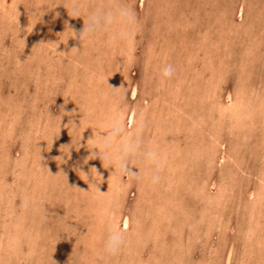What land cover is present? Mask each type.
<instances>
[{
  "label": "rangeland",
  "instance_id": "1",
  "mask_svg": "<svg viewBox=\"0 0 264 264\" xmlns=\"http://www.w3.org/2000/svg\"><path fill=\"white\" fill-rule=\"evenodd\" d=\"M117 119L156 183L99 147ZM262 181L264 0H0V264H264Z\"/></svg>",
  "mask_w": 264,
  "mask_h": 264
},
{
  "label": "clouds",
  "instance_id": "2",
  "mask_svg": "<svg viewBox=\"0 0 264 264\" xmlns=\"http://www.w3.org/2000/svg\"><path fill=\"white\" fill-rule=\"evenodd\" d=\"M94 20L97 28L108 27L113 24H119L123 27L134 23L136 17L134 10L130 6L118 5L115 9L98 11L94 14ZM85 30L88 32L94 31V29L90 28H86ZM124 34L125 33L121 31L118 35L122 37ZM174 72L175 69L173 65L164 64L160 69V76L163 80H167L173 77ZM142 131L143 125L137 124L136 131L132 134H128L124 122L119 119L114 120L113 123L105 129L102 143L99 147L102 151L107 153L113 143L118 140L119 147L114 162L123 171L129 172L132 177H137L138 173L131 172L129 164L131 163L134 167L135 161L139 159L151 169L147 179L152 183H156L159 179V170L162 167V158L155 145L142 148L140 139ZM25 206H27V201L25 202ZM125 243L124 232L118 228H113L109 231L104 241V252L109 256H115L119 254Z\"/></svg>",
  "mask_w": 264,
  "mask_h": 264
},
{
  "label": "bare ground",
  "instance_id": "3",
  "mask_svg": "<svg viewBox=\"0 0 264 264\" xmlns=\"http://www.w3.org/2000/svg\"><path fill=\"white\" fill-rule=\"evenodd\" d=\"M243 8V7H242ZM254 8V7H253ZM240 15L242 14L241 13V7H240ZM238 11V12H239ZM243 15V14H242ZM243 17V16H242ZM254 17V16H253ZM256 18V17H255ZM179 53V52H178ZM228 54V53H227ZM239 80V79H238ZM238 83V82H237ZM242 84V83H241ZM247 84V83H246ZM239 85V84H238ZM241 86V85H240ZM210 87V86H209ZM234 87V86H233ZM242 87V86H241ZM241 87H240V89H241ZM236 88V87H235ZM246 91H247V89H246ZM173 93V92H172ZM242 98V97H241ZM182 107V106H181ZM110 110V109H109ZM174 111V110H173ZM113 112V111H112ZM24 114V113H23ZM171 115V114H170ZM239 115V114H238ZM245 115V114H244ZM117 117V116H116ZM165 117V116H164ZM171 119V118H170ZM244 119V118H243ZM129 120V122L131 123L132 121H133V117H132V115L130 116V119H128ZM214 120V119H213ZM165 121V120H164ZM169 121V120H168ZM211 122V121H210ZM212 123V122H211ZM155 128V127H154ZM215 128V127H214ZM208 129V128H207ZM239 130V129H238ZM228 131V130H227ZM97 132V131H96ZM229 132H231V131H229ZM205 133V132H204ZM210 135V134H209ZM232 138V137H231ZM195 139V138H194ZM209 139V138H208ZM245 139V138H244ZM30 140V139H29ZM202 140V139H201ZM171 142V141H170ZM172 143V142H171ZM192 143V142H191ZM190 143V144H191ZM32 144V143H31ZM211 144V143H210ZM213 144V143H212ZM200 146V145H199ZM211 148V147H210ZM55 150V149H54ZM53 150V151H54ZM56 151V150H55ZM193 151V150H192ZM198 151V150H197ZM226 153V152H225ZM228 153V152H227ZM178 155V154H177ZM185 155V154H184ZM62 156H63V154H62ZM192 156V155H191ZM196 157V156H195ZM171 158V157H170ZM20 159V158H19ZM27 159V158H26ZM172 159V158H171ZM26 161V160H25ZM28 161V160H27ZM196 161V160H195ZM210 162V161H209ZM232 162H233V160H232ZM237 162V161H236ZM55 163V162H54ZM136 164V163H135ZM174 164V163H173ZM236 164V163H235ZM234 164V165H235ZM258 164V163H257ZM263 164V163H262ZM56 165V164H55ZM185 165V164H184ZM145 166V165H144ZM172 166V165H171ZM33 167V166H32ZM199 167V166H198ZM209 168V167H208ZM236 168V167H235ZM25 169V168H24ZM23 169V170H24ZM191 168H189V170H190ZM198 169V168H197ZM201 171V170H200ZM171 172V171H170ZM174 175V174H173ZM185 175V174H184ZM187 175V174H186ZM238 175V174H237ZM45 176V175H44ZM249 176V175H248ZM181 177V176H180ZM185 178V177H184ZM190 178V177H189ZM181 179V178H180ZM168 180V179H167ZM183 180V179H182ZM190 180V179H189ZM233 180V179H232ZM253 181V180H252ZM171 182V181H170ZM263 182V181H262ZM134 183H135V181H134ZM174 183V182H173ZM264 183V182H263ZM169 185V184H168ZM229 185V184H228ZM260 185H262V183L260 184ZM175 186H177V185H175ZM262 186H264V185H262ZM167 187V186H166ZM151 189V188H150ZM260 189V188H259ZM264 189V188H263ZM262 189V190H263ZM152 191H154V190H151L150 192H152ZM159 191V190H158ZM260 191H261V189H260ZM167 192V191H166ZM177 192V191H176ZM156 194V193H155ZM259 194V193H258ZM151 195V194H150ZM179 195H180V193H179ZM257 195V194H256ZM154 196V195H153ZM182 196H185L184 194L182 195ZM178 197V196H177ZM208 197V196H207ZM183 198V197H182ZM262 197H260V199H261ZM163 199H165V198H163ZM190 199V198H189ZM254 199V198H253ZM258 199V198H257ZM203 200V199H202ZM255 201V200H254ZM143 202V201H142ZM155 202V201H154ZM168 202H169V200H168ZM146 204V203H145ZM167 204V203H166ZM107 205V204H106ZM120 206V205H119ZM141 206H143V205H141ZM163 206V205H162ZM26 207V206H25ZM187 207V206H186ZM142 208V207H141ZM163 209V208H162ZM201 209V208H200ZM14 210V209H13ZM155 210V209H154ZM187 210V209H186ZM156 211V210H155ZM104 212H105V210H104ZM131 212H133V211H131ZM202 212V211H201ZM119 213V212H118ZM121 213V212H120ZM154 213V212H153ZM224 213V212H223ZM31 215V214H30ZM102 215V214H101ZM122 215V214H121ZM156 215V214H155ZM163 215V214H162ZM258 217V216H257ZM256 217V218H257ZM139 218H140V216H139ZM12 219V218H11ZM141 219V218H140ZM144 219V218H143ZM150 219H151V217H150ZM126 220V219H125ZM161 220V219H160ZM101 221V220H100ZM133 221V220H132ZM149 221V220H148ZM258 221V220H257ZM10 222V221H9ZM255 222H256V220H255ZM8 223V222H7ZM11 223V222H10ZM10 223H9V225H10ZM144 223V222H143ZM154 223V222H153ZM173 223V222H172ZM35 224V223H34ZM155 224V223H154ZM257 224V223H256ZM101 225V224H100ZM124 225H126V223H124ZM134 225V224H133ZM182 225V224H181ZM11 226V225H10ZM123 226V225H122ZM241 226V225H240ZM32 230V229H31ZM148 230V229H147ZM172 230V229H171ZM137 231V230H136ZM155 231V230H154ZM181 231V230H180ZM145 232V231H144ZM157 232V231H156ZM29 233V232H28ZM27 234V233H26ZM138 234V233H137ZM136 234V235H137ZM153 234H154V232H153ZM160 234V233H159ZM13 235V234H12ZM16 235H17V233H16ZM16 235H15V237H16ZM204 235V234H203ZM164 236V235H163ZM39 237V236H38ZM132 238V237H131ZM144 238V237H143ZM249 238V237H248ZM12 239V237H10V240ZM16 239H18L17 241H19V237H17ZM15 242V243H18V242ZM153 241V240H152ZM250 241V240H249ZM178 242V241H177ZM153 244V243H152ZM190 244V243H189ZM264 244V243H263ZM13 245V244H12ZM126 245V244H125ZM15 246H17V245H15ZM175 246V245H174ZM1 247H2V245H1ZM130 248V247H129ZM16 248H14V250H15ZM19 249V248H18ZM130 251V250H129ZM17 252V251H16ZM7 253H9L8 251H7ZM260 256V255H259ZM108 259V258H107ZM130 263V262H129Z\"/></svg>",
  "mask_w": 264,
  "mask_h": 264
}]
</instances>
